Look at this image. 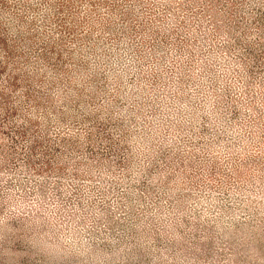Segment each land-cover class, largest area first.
<instances>
[{"label": "rangeland", "instance_id": "obj_1", "mask_svg": "<svg viewBox=\"0 0 264 264\" xmlns=\"http://www.w3.org/2000/svg\"><path fill=\"white\" fill-rule=\"evenodd\" d=\"M0 264H264V0H0Z\"/></svg>", "mask_w": 264, "mask_h": 264}]
</instances>
